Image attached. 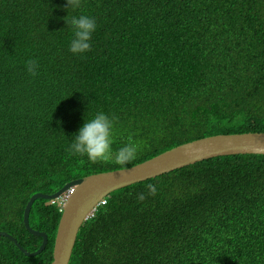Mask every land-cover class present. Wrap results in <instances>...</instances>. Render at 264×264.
I'll list each match as a JSON object with an SVG mask.
<instances>
[{"label":"trees","instance_id":"16d2710c","mask_svg":"<svg viewBox=\"0 0 264 264\" xmlns=\"http://www.w3.org/2000/svg\"><path fill=\"white\" fill-rule=\"evenodd\" d=\"M80 14L97 26L90 49L72 54L62 17ZM97 111L115 117L113 150L132 136L133 159L67 151ZM243 133H264V0H0V231L25 250L41 242L22 224L34 193ZM60 214L36 199L29 224L45 248L26 257L0 236V264H50ZM69 264H264V155L209 158L111 192Z\"/></svg>","mask_w":264,"mask_h":264},{"label":"water","instance_id":"95a60500","mask_svg":"<svg viewBox=\"0 0 264 264\" xmlns=\"http://www.w3.org/2000/svg\"><path fill=\"white\" fill-rule=\"evenodd\" d=\"M237 154L264 155V133L219 134L200 138L172 147L128 168L77 178L66 183L54 194L35 193L23 208L22 224L29 234L41 238L38 248L29 252L7 232L0 231V236L11 241L24 256L38 255L47 244V235L30 226L31 206L38 198L52 200L70 191L55 230L50 262V264H69L80 226L92 215L99 201L111 192L195 162Z\"/></svg>","mask_w":264,"mask_h":264},{"label":"clouds","instance_id":"9594fccd","mask_svg":"<svg viewBox=\"0 0 264 264\" xmlns=\"http://www.w3.org/2000/svg\"><path fill=\"white\" fill-rule=\"evenodd\" d=\"M80 4L81 0H65V8L77 9L80 7ZM64 17H62L64 24L67 23L70 26L72 33L71 39L68 42V51L72 54H82L89 50L91 46V36L97 26L95 18L86 14L72 15L67 20H65ZM36 68V60L29 59L25 62V70L29 74L34 75ZM114 120L115 117L110 118L109 115L105 114L103 111H97L90 118L82 119V123L70 134L71 142L67 146V151L70 154L85 157L87 161L91 163L112 162L117 165H123L127 161L133 159L136 155L138 145L131 135L126 137V143L115 150L112 148ZM65 184H63V186ZM63 186L61 188H63ZM145 188L149 194H155L157 190L152 183L146 184ZM69 192L70 191H66L59 195L58 198L46 201L51 205L57 206L58 211L61 212ZM105 198L100 200L98 205L102 204ZM137 198L143 200L144 193H138ZM98 205L95 207V210Z\"/></svg>","mask_w":264,"mask_h":264}]
</instances>
